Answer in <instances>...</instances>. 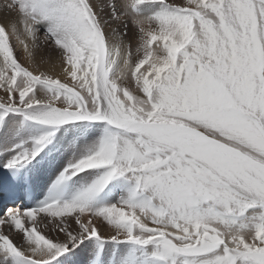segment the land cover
I'll list each match as a JSON object with an SVG mask.
<instances>
[{
	"label": "snow or ice",
	"instance_id": "1",
	"mask_svg": "<svg viewBox=\"0 0 264 264\" xmlns=\"http://www.w3.org/2000/svg\"><path fill=\"white\" fill-rule=\"evenodd\" d=\"M0 264H264V0H0Z\"/></svg>",
	"mask_w": 264,
	"mask_h": 264
},
{
	"label": "rangeland",
	"instance_id": "2",
	"mask_svg": "<svg viewBox=\"0 0 264 264\" xmlns=\"http://www.w3.org/2000/svg\"><path fill=\"white\" fill-rule=\"evenodd\" d=\"M167 2L168 3H172V4H180V3H182L183 2V0H167ZM132 32H133V30H132V28H131V26H129V36L131 37V35H132ZM48 51V50H47ZM46 51V49H45V53L47 52ZM40 55H42V54H40ZM16 237V236H15ZM18 238L17 239H21V237L20 236H17Z\"/></svg>",
	"mask_w": 264,
	"mask_h": 264
},
{
	"label": "bare ground",
	"instance_id": "3",
	"mask_svg": "<svg viewBox=\"0 0 264 264\" xmlns=\"http://www.w3.org/2000/svg\"><path fill=\"white\" fill-rule=\"evenodd\" d=\"M46 51H47V49H46ZM53 55H54V53H53ZM40 58V54H38V59ZM18 237L16 236V237H14V239H15V241L16 242H21V239H17Z\"/></svg>",
	"mask_w": 264,
	"mask_h": 264
}]
</instances>
